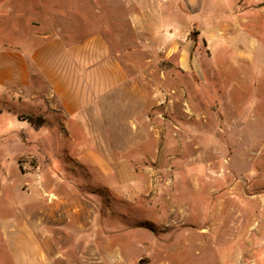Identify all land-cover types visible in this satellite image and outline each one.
<instances>
[{
  "label": "rangeland",
  "instance_id": "obj_1",
  "mask_svg": "<svg viewBox=\"0 0 264 264\" xmlns=\"http://www.w3.org/2000/svg\"><path fill=\"white\" fill-rule=\"evenodd\" d=\"M142 1L0 0V214L31 217L0 264H264V0L194 25L191 63L132 45ZM58 46L125 78L67 114Z\"/></svg>",
  "mask_w": 264,
  "mask_h": 264
},
{
  "label": "crops",
  "instance_id": "obj_2",
  "mask_svg": "<svg viewBox=\"0 0 264 264\" xmlns=\"http://www.w3.org/2000/svg\"><path fill=\"white\" fill-rule=\"evenodd\" d=\"M232 2L233 0L142 1L140 10L128 14L126 18L132 24L129 30L135 34L132 45L155 46L166 48L168 51H175V48H180L182 61L191 63L192 47L197 43V40L192 37L191 31L194 25L206 26L207 23H210L214 28L220 30L221 25L218 19H221L223 8L231 6ZM174 15L180 16L181 19H174ZM58 51L64 59V62L60 64L62 70L58 72V82L56 83L58 102L67 114H78L90 105L96 95L99 96L101 93H105L112 85H116L121 79L125 78L126 73L122 69L119 57H110L105 54L100 56L96 47H91L88 55L85 54L79 59L75 54L79 53L77 50L73 54H69V51L62 50L58 46ZM65 61H67L68 66ZM72 63H75V65ZM91 68L92 72H89L88 69ZM84 73L86 75L90 73L92 82L90 85L85 83L87 77ZM3 195L4 189H0V197ZM17 209L18 214L23 215L22 221L15 216L3 217L0 214V235L10 241L12 234H18L20 237L16 243L23 239H27L29 243L30 211L25 215L23 210L19 207ZM25 229L28 231L27 237L19 234ZM24 240L23 246L25 245ZM27 248L26 255V249L23 252L24 260L27 256V264H29L30 249L29 246ZM18 253L20 252L18 251Z\"/></svg>",
  "mask_w": 264,
  "mask_h": 264
},
{
  "label": "trees",
  "instance_id": "obj_3",
  "mask_svg": "<svg viewBox=\"0 0 264 264\" xmlns=\"http://www.w3.org/2000/svg\"><path fill=\"white\" fill-rule=\"evenodd\" d=\"M42 120H43V119L41 118L40 121H42ZM36 125H38V124H36Z\"/></svg>",
  "mask_w": 264,
  "mask_h": 264
}]
</instances>
